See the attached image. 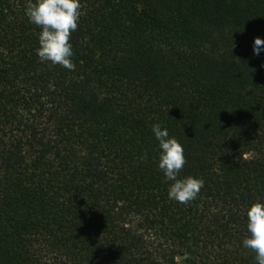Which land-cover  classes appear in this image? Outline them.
<instances>
[{
    "label": "trees",
    "instance_id": "trees-1",
    "mask_svg": "<svg viewBox=\"0 0 264 264\" xmlns=\"http://www.w3.org/2000/svg\"><path fill=\"white\" fill-rule=\"evenodd\" d=\"M29 2L0 0V264H255L264 0H81L74 71L39 60ZM154 124L203 180L187 204Z\"/></svg>",
    "mask_w": 264,
    "mask_h": 264
},
{
    "label": "clouds",
    "instance_id": "clouds-1",
    "mask_svg": "<svg viewBox=\"0 0 264 264\" xmlns=\"http://www.w3.org/2000/svg\"><path fill=\"white\" fill-rule=\"evenodd\" d=\"M24 14L29 23L41 29L36 49L39 60L74 71L70 38L78 28L81 0H30ZM262 46L264 39L256 37L254 55L259 56L264 51ZM152 132L158 141V168L165 182L169 183L168 198L181 204L195 200L203 187V180L193 176L180 178L186 164L183 146L175 137H170L167 128H162L160 124H154ZM246 216L248 235L242 242L243 247L255 253V264H264V202L252 204Z\"/></svg>",
    "mask_w": 264,
    "mask_h": 264
}]
</instances>
